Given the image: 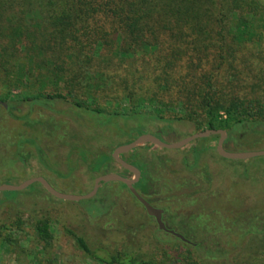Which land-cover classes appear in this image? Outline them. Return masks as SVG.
Wrapping results in <instances>:
<instances>
[{"label": "rangeland", "instance_id": "374dc122", "mask_svg": "<svg viewBox=\"0 0 264 264\" xmlns=\"http://www.w3.org/2000/svg\"><path fill=\"white\" fill-rule=\"evenodd\" d=\"M37 22L24 21L27 37L22 38L19 65L0 71V102L6 103L0 104V184L42 176L59 192L85 194L97 176L133 177L113 159L117 146L142 134L172 143L207 128L181 102L162 106L155 100L139 101L138 94L128 99L130 88L137 91L138 86L131 84L140 75L133 78L119 67L115 46H98L116 43L102 16L89 19L86 31L91 37L79 34L84 45L79 57L55 61L66 65L58 74L47 69L54 62L50 53L33 50V43L54 41L30 37L38 32ZM262 32V39L253 44H261L258 53L242 66L244 77L254 73L249 66L261 71V84ZM65 42L75 43L71 37ZM37 62L44 64L35 67ZM218 74L225 72L219 69ZM7 75L21 78L15 85ZM180 77L195 80L186 72ZM53 94L60 96L42 98ZM253 137L248 142L241 139L237 146L225 142L227 134L223 147L264 149V132ZM218 138V134L196 138L180 148L142 143L123 156L141 172L135 188L139 192L145 188L144 196L164 208L169 226L193 244L157 228L120 181L102 182L93 197L78 201L56 198L35 182L22 190L0 192V264H104L83 251L70 232L102 257L118 254L156 264H264V156L224 158L216 152ZM35 219L49 222L52 240L47 246L36 234Z\"/></svg>", "mask_w": 264, "mask_h": 264}, {"label": "trees", "instance_id": "16d2710c", "mask_svg": "<svg viewBox=\"0 0 264 264\" xmlns=\"http://www.w3.org/2000/svg\"><path fill=\"white\" fill-rule=\"evenodd\" d=\"M97 15L102 16L103 26L113 29L109 35L116 41L100 42L98 46H115L119 67L133 78L140 75L131 84L139 90L130 88L129 100L138 94L139 101L155 100L162 106L181 102L200 126L226 130L225 142L232 141L237 146L264 132V83L258 82L262 72L249 66L254 71L251 77L242 75V66L261 47L260 43L253 45L263 37L264 4L260 0H0V71L19 65L22 38L27 37L24 21L35 19L38 32L30 37H50L54 41L41 46L33 43V50L38 47V53H50L54 62L47 69L61 73L66 65L57 62L81 55L84 45L79 34L91 37V32L86 31L88 21ZM103 33L106 36L108 32ZM66 37L75 43L65 42ZM37 63L35 67L44 64ZM219 69L225 75L218 74ZM231 70L235 75L232 80L228 75ZM183 72L195 80L181 79ZM7 77L15 85L21 78ZM163 94L169 100H164ZM140 192L146 194L145 188L141 187ZM33 227L45 246L49 245L52 233L48 220L35 219ZM70 233L83 251L96 255L104 264H156L118 254L99 256L81 236Z\"/></svg>", "mask_w": 264, "mask_h": 264}, {"label": "water", "instance_id": "95a60500", "mask_svg": "<svg viewBox=\"0 0 264 264\" xmlns=\"http://www.w3.org/2000/svg\"><path fill=\"white\" fill-rule=\"evenodd\" d=\"M3 106L6 107V103L0 102ZM218 134L219 138L216 144V152L224 157V158H229V159H247V158H252L256 156H264V149L261 150H248V151H231V150H226L223 147V143L225 141V138L227 136V133L223 129H212V128H206L201 131H197L179 141L172 142V143H167L162 141L159 137L153 134H142L135 138L134 140L117 146L114 148L112 152V157L113 159L125 170L130 172L133 177L132 178H126L123 175H120L118 173H108V174H103L100 176H97L94 180V184L92 189L85 193V194H68V193H63L59 192L56 189H54L49 182L42 176H35L32 178H29L27 180H24L23 182L19 184H6L2 183L0 184V192L1 191H13V190H22L29 185L38 182L40 183L43 188L53 195L56 198L59 199H64V200H70V201H78L81 199H88L93 197L96 193L97 190L102 182H109V181H120L124 183L130 194L142 205L144 208L145 212L147 215L154 217L155 222L157 223V226L160 230H163L166 233H169L176 238L180 239L181 241L188 243V244H193L190 242L189 239H187L184 235H182L179 232H176L173 229H170L166 227L164 221L162 220V214H163V209L156 207L152 205L145 196H143L134 186L136 181L140 177V170L134 166L133 164L125 161L122 157L121 154L128 152L138 146H140L142 143H151L156 146L160 147H166V148H180L191 142L192 140L200 137H206L209 135H215Z\"/></svg>", "mask_w": 264, "mask_h": 264}, {"label": "flooded vegetation", "instance_id": "af4514ba", "mask_svg": "<svg viewBox=\"0 0 264 264\" xmlns=\"http://www.w3.org/2000/svg\"><path fill=\"white\" fill-rule=\"evenodd\" d=\"M133 150V149H132ZM131 151V150H130ZM130 151H128V152H130ZM126 153V152H125ZM125 153H123V154H121V157L123 158V156H124V154ZM123 170H125L124 168H123ZM126 172H128L127 170H125ZM130 173V172H129ZM131 174V173H130ZM141 179V174H140V177H139V179L136 181V183L139 181ZM135 183V184H136ZM135 184H134V186H135ZM142 194V193H141ZM143 195V194H142ZM144 196V195H143ZM134 198V197H133ZM135 199V198H134ZM152 205H154V206H156V207H159V206H157V205H155L154 203H152V201L150 200V199H148V198H146ZM136 200V199H135ZM137 201V200H136ZM137 203H139L138 201H137ZM140 204V203H139ZM140 206L142 207V205L140 204ZM143 208V207H142ZM159 208H161V207H159ZM144 209V208H143ZM163 209V214H162V220L164 221V223H165V225H166V227H168V228H170V229H173V230H175V228L173 227V226H169V223H168V221L165 219V210H164V208H162ZM147 216H149V215H147ZM151 219H153V221L155 222V219H154V217H152V216H149ZM156 223V222H155ZM156 225H157V223H156ZM157 228H158V226H157ZM163 231V230H162ZM176 232H178L177 230H175ZM179 233H181V232H179ZM169 234V233H168ZM182 234V233H181ZM171 235V234H170ZM182 235H184V234H182ZM173 236V235H172ZM175 237V236H174Z\"/></svg>", "mask_w": 264, "mask_h": 264}]
</instances>
